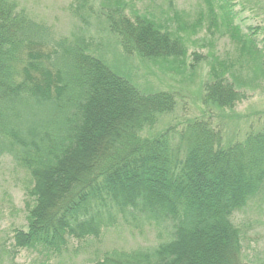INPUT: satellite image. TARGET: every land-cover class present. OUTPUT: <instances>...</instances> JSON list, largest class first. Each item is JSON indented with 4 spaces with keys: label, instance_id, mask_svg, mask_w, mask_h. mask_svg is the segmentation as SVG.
<instances>
[{
    "label": "trees",
    "instance_id": "trees-1",
    "mask_svg": "<svg viewBox=\"0 0 264 264\" xmlns=\"http://www.w3.org/2000/svg\"><path fill=\"white\" fill-rule=\"evenodd\" d=\"M121 18L106 20L125 54L156 65L184 55L157 19ZM205 93L220 108L241 98L221 80ZM175 106L174 93L141 92L83 42L56 40L17 0H0V161L11 157L32 182L17 249L62 255L70 239L99 238L122 217L156 226L166 241L95 264H242L232 218L264 194V130L226 147L205 119L142 136Z\"/></svg>",
    "mask_w": 264,
    "mask_h": 264
},
{
    "label": "rangeland",
    "instance_id": "rangeland-1",
    "mask_svg": "<svg viewBox=\"0 0 264 264\" xmlns=\"http://www.w3.org/2000/svg\"><path fill=\"white\" fill-rule=\"evenodd\" d=\"M17 1L33 19L46 24L56 40L83 42L88 53L105 59L141 92L175 94L174 111L145 129L144 138L200 119L221 130L223 147L243 141L251 131L264 130V0ZM227 12H232V21L226 19ZM113 13L118 21L122 16L134 20L136 14L157 19L183 41L184 55L156 65L136 52L125 54L120 36L106 20ZM244 37L254 42V51L241 46ZM218 80L234 84L241 95L233 107L205 102L206 85ZM31 185L29 173L11 157L0 161V264H95L113 251L153 247L167 239L154 225H134L118 217L99 238L70 239L62 255L41 247L17 249L16 232L27 231ZM232 220L241 232L242 264H264V194Z\"/></svg>",
    "mask_w": 264,
    "mask_h": 264
}]
</instances>
